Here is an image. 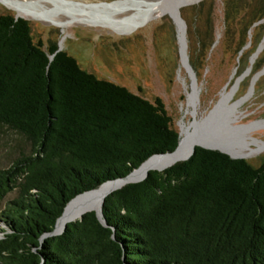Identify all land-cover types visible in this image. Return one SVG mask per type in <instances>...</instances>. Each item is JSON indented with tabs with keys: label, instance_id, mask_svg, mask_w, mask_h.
I'll list each match as a JSON object with an SVG mask.
<instances>
[{
	"label": "trees",
	"instance_id": "trees-1",
	"mask_svg": "<svg viewBox=\"0 0 264 264\" xmlns=\"http://www.w3.org/2000/svg\"><path fill=\"white\" fill-rule=\"evenodd\" d=\"M254 2L264 10V0H223V38L263 25ZM58 49L36 43L25 18L0 14V125L30 145L0 169V264H264V161L202 147L109 194L107 226L91 211L42 242L73 199L182 143L161 98L99 79Z\"/></svg>",
	"mask_w": 264,
	"mask_h": 264
},
{
	"label": "rangeland",
	"instance_id": "rangeland-1",
	"mask_svg": "<svg viewBox=\"0 0 264 264\" xmlns=\"http://www.w3.org/2000/svg\"><path fill=\"white\" fill-rule=\"evenodd\" d=\"M14 1L32 3L39 10H54L58 25L25 18L34 41L42 42L45 49L57 44L99 79L125 86L151 102L161 98L182 142L201 123L202 132L211 138L243 148H263L245 160L254 167L264 161V74L254 81L264 70V47L253 60L264 42V23L258 28L254 25L248 34L243 31L245 26H238L235 35L225 39L223 0H198L183 6L180 12L188 42L183 57L182 31L178 32L172 11L141 22L128 34L80 23L65 15L98 13L124 20L136 13L140 19L141 1L158 0H65L111 5L90 10L58 0ZM250 7L260 8L262 13L263 5L254 2ZM0 14L18 13L0 3ZM235 19L241 18L238 15ZM242 43H247L245 52L240 51ZM29 152L30 145L22 135L0 125V169H7L21 154ZM14 196L10 194L4 204Z\"/></svg>",
	"mask_w": 264,
	"mask_h": 264
},
{
	"label": "bare ground",
	"instance_id": "bare-ground-1",
	"mask_svg": "<svg viewBox=\"0 0 264 264\" xmlns=\"http://www.w3.org/2000/svg\"><path fill=\"white\" fill-rule=\"evenodd\" d=\"M196 1L198 0H158L155 1L154 3L148 1H141L143 3L142 6L143 14L140 19H137L135 17L136 13L132 15L133 18L128 17L127 19L124 20H117L115 18L112 19L108 16H103L98 13L93 15L88 14L85 16L84 15L81 16L78 14L67 12L65 15H67L68 18L74 19L75 21L80 23H86L91 26H101L102 28L103 27L108 28L120 34H128L131 33L134 29H136L141 24V22L144 23L146 20H148L153 16H162L167 12H171V11H172L171 13L173 14V8L175 6L173 5V3L174 4L178 3L179 5L182 4L183 6H186ZM58 2H61L62 4L68 6L78 5L85 10H90L89 8L91 7L95 8L98 6L111 8L110 4L86 5L76 2L65 1V0H58ZM0 3L11 10H15V12H17L20 16L28 20H35L48 24L58 25V21L56 19L57 16H54V14H52L54 13V10L51 11L39 10L32 3H23L14 0H0ZM138 8L135 9L134 12H138ZM178 27L182 31V36L180 39L181 47H182L181 52H182V56L185 57L186 44H185L184 32L182 26H180L179 23H178ZM197 145L213 146L231 154L233 157H244L245 159L252 158L254 153L256 154L260 153V151H262L263 149V148H259V150H254L253 148H250L251 146H247V148H243L242 146H238L236 144L227 142L225 140L211 138L202 132L201 123H200L199 125H195L194 130L188 133L186 139L181 143V145L178 147L176 152H174L171 155L153 157L152 159L144 163L132 175L129 181L132 182L139 181L143 179L146 176V174L152 170H163L164 168L170 166L171 164H174L175 162H179L181 160L188 158L191 155L193 149ZM121 184L122 182L120 181L106 183L102 185L99 189L87 193L74 200L69 205L64 215L59 220L57 225V232L62 231L63 228L66 226V224H68L74 219L80 218L87 212L94 210L100 211L102 203L106 198V196L116 188H119Z\"/></svg>",
	"mask_w": 264,
	"mask_h": 264
},
{
	"label": "water",
	"instance_id": "water-1",
	"mask_svg": "<svg viewBox=\"0 0 264 264\" xmlns=\"http://www.w3.org/2000/svg\"><path fill=\"white\" fill-rule=\"evenodd\" d=\"M173 5H175L174 8H173V14L171 13L170 15H171V17L173 18V20L175 21V24H176V26H177L178 32H179L178 23L180 24V26H182V28H183V32H184V38H185L186 49H188V44H187L188 42H187V40H186V24H185L184 20L182 19V17H181V12H180V9L183 7V5H182V4L179 5L178 3H175V4L173 3ZM15 17H16V18H23V17L20 16L19 14H17ZM177 22H178V23H177ZM258 24H259V23H256L255 26L258 25ZM263 47H264V42H263L262 45L258 48L257 52L253 55V60H254V59L260 54V52L262 51ZM61 50H62V49L59 48V49H58V52L61 51ZM186 52H188V50H186ZM54 56H55V55H52V56L50 57L51 60L54 58ZM262 74H264V70L261 71V72H260V73L254 78V81L257 80V78H258L260 75H262ZM251 92H252V88H251ZM247 97H248V96H247ZM247 97H246V98H247ZM206 135H207V134H206ZM179 136H180V139H181V133H179ZM208 136H209V135H208ZM179 145H180V142H179ZM179 145H178V147H179ZM178 147H177V149H178ZM196 147H202V148L209 149V150L220 151V152H222V153H225V154L229 155V156H230L231 158H233V159H245L244 157H233L231 154H229V153H227V152H225V151H223V150H221V149H218V148H216V147H213V146L197 145ZM196 147L193 149L191 155H190L188 158H186V159H184V160H181V161H179V162H183V161H187V160H189V159L193 156V154L195 153ZM177 149H176V150H177ZM176 150H175L174 152H176ZM174 152H169V153H167V154H163V155H156V156H154V157L171 155V154H173ZM152 158H153V157H152ZM152 158H150V159H152ZM150 159H149V160H150ZM149 160H148V161H149ZM146 162H147V161H146ZM146 162H145V163H146ZM176 163H178V162H175L174 164H171L170 166L164 168L163 170H158V171H164V170H166L167 168L172 167V166L175 165ZM138 169H139V168H138ZM138 169H136L135 171H133L130 175H128V176L125 177V178H121V179H118V180H115V181H111V182H116V181H120V182H122L121 186H120L119 188H116V189L113 190L112 192H114V191H116V190H118V189H121V188H123L124 186H126V185H128V184L138 183V182H141V181L145 180V179L148 177L149 172L146 174V176H145L143 179H141V180H139V181H135V182L129 181V179L132 177V175H133ZM93 191H94V190H93ZM90 192H92V191H89V192L83 193V194L79 195L77 198H79V197H81V196H83V195H85V194H87V193H90ZM112 192H110L109 194H111ZM109 194H108V195H109ZM108 195H107V196H108ZM107 196H106V197H107ZM77 198L73 199V200H72V201L66 206V208H65V210H64V213H65L66 209L69 207V205H70L74 200H76ZM104 200H105V199H104ZM103 204H104V201H103V203H102V206H101L100 211H97V210H94V211L96 212V214H97L99 220L103 223V225L107 226V223H106V221H105V219H104V217H103V212H102ZM90 212H91V211H90ZM64 213H63V215H64ZM63 215H62V216H63ZM62 216H61V217H62ZM61 217L58 219L55 229H54L51 233L46 234V235L42 238V242H43L46 238H48V237L58 236V235H61V234H63V233L65 232V230H66V228H67V224H66V226L63 228L62 231L57 232V225H58V222H59V220L61 219ZM82 218H83V216H81V217L78 218V219H74V220H72V221L69 222V223L76 222V221H78V220H82Z\"/></svg>",
	"mask_w": 264,
	"mask_h": 264
}]
</instances>
